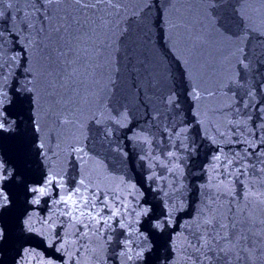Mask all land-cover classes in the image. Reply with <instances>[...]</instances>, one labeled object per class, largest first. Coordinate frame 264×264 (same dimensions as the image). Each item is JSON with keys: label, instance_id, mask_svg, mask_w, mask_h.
<instances>
[{"label": "snow or ice", "instance_id": "6c2138e0", "mask_svg": "<svg viewBox=\"0 0 264 264\" xmlns=\"http://www.w3.org/2000/svg\"><path fill=\"white\" fill-rule=\"evenodd\" d=\"M225 3L26 0L22 14L0 11V254L12 252L0 264H109L117 231L119 264H264V78L240 91L251 69L246 42L264 40V13L254 19L248 0L231 11ZM130 58L143 85L163 87L161 104L180 116L163 129L174 149L166 154L153 152L143 130L129 137L146 147L148 181L165 179L157 167L172 178L159 188V214L88 143L92 123L109 140L128 126V109L111 110L103 97ZM182 98L191 101L187 119ZM192 121L214 150L177 231L189 205L175 149L190 148ZM111 150L128 155L119 144ZM37 238L60 255L25 246Z\"/></svg>", "mask_w": 264, "mask_h": 264}, {"label": "water", "instance_id": "95a60500", "mask_svg": "<svg viewBox=\"0 0 264 264\" xmlns=\"http://www.w3.org/2000/svg\"><path fill=\"white\" fill-rule=\"evenodd\" d=\"M240 6V4L236 3V0H226L224 5L229 11H231L232 7L239 8ZM243 6L254 19H259L260 15L264 13V7H262L260 0H248V3ZM25 8L26 0H12L11 8L8 7L7 3L0 4V11H3L6 17L9 13L16 15L19 12L22 14ZM246 52L251 61V69L243 73L242 83L244 87L240 89L241 92L258 83L261 78H264V40L253 34L246 42ZM121 67L120 78L117 79L111 93L103 97V101L111 110L119 111L127 108L129 112L128 126L126 128H115L114 134L109 140L104 137L102 128H99L94 123L90 124V131L88 133L90 137L88 142L89 148L99 153L100 159L103 161L108 172L117 176L123 175L134 182L145 193L143 197V201H146L145 206L154 208L156 214H159L164 207L163 191H160L159 188L167 191L168 182L172 178L163 167H157L155 171L165 179L159 182L148 181L146 177L149 174V170L145 166V162L139 159V156L144 153L146 147L133 142L129 137L133 133L143 130L153 138V152L166 154L167 151L174 149L171 147L169 138L163 129L165 126L171 127L177 123L180 120V116H177L173 110H168L161 104L159 96L164 91L163 87L153 89L143 85L139 80L142 75V69L139 68L134 59L130 58L129 60L122 61ZM135 84L137 86L133 87ZM260 98V94L258 93L257 100ZM189 103L191 101L185 103L182 98L181 108L183 111L181 115L184 119H187L191 115V112L187 111ZM187 143L190 145L187 151L175 149L178 150L182 157L181 163L184 169L183 183L186 186L184 195L189 205L184 211L177 213V231H179V225L183 224L187 218V213L196 207V202L200 199L199 185L204 182V167L208 164L214 150V146L203 137L199 125L194 121H192V126L188 133ZM101 144H103V147H101ZM117 144L128 154L126 157L118 151L111 150ZM238 147L243 149L245 146L232 145L231 150L235 152ZM251 162H256L255 157L251 158ZM67 174L69 178H78V165L76 170H73L72 165H69ZM170 197H172L171 193ZM168 231H171V229ZM113 235L114 240L108 246V260L109 264H119V248L116 243V240L119 238L118 231L113 233ZM156 242L157 244L160 243L158 239ZM25 246L35 248L37 251L42 252L45 257L50 256L55 259L60 255L55 249L41 244L38 238ZM161 254L163 255V249H161ZM11 255L12 252L9 250L6 257L4 254H0V258L10 259Z\"/></svg>", "mask_w": 264, "mask_h": 264}]
</instances>
